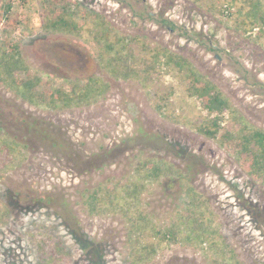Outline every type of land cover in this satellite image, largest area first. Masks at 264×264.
<instances>
[{"label":"rangeland","instance_id":"obj_1","mask_svg":"<svg viewBox=\"0 0 264 264\" xmlns=\"http://www.w3.org/2000/svg\"><path fill=\"white\" fill-rule=\"evenodd\" d=\"M26 1L13 5L22 19L14 38L30 70L54 85L98 78L104 91L81 104H36L0 84V199L7 210L0 264H130L137 235L142 243L158 238L151 230L131 234V211L109 210L101 198L91 211L87 198L98 186L135 179L148 159L167 171L149 177L140 194L153 228L183 225L180 218L200 208L234 255L188 242L178 226L147 264H264V184L221 142L225 131L243 125L264 130V24L242 32L246 2L255 0H77L129 41L128 68L138 73L128 76L103 65L87 33L43 30L39 1ZM138 39L188 59L244 122L225 111L215 137L201 133L216 114L187 94L182 73L164 64V55L154 59ZM4 140L16 152L3 150Z\"/></svg>","mask_w":264,"mask_h":264},{"label":"trees","instance_id":"obj_2","mask_svg":"<svg viewBox=\"0 0 264 264\" xmlns=\"http://www.w3.org/2000/svg\"><path fill=\"white\" fill-rule=\"evenodd\" d=\"M25 4L26 0H19ZM40 3L43 19L40 27L46 31L63 32L73 35H90V40L95 47H98L100 59L103 65L114 74H123L124 76L136 75L137 70L128 68L129 59L134 54L126 49L129 41L120 37L117 33H111L108 27L102 23L101 17L92 11L83 7L77 0H37ZM251 2V4H250ZM15 0H4L0 3V84L11 86L22 98L31 103L56 104L62 103L69 105L88 102L104 91L98 78H87L81 82L73 83L66 80L65 84L54 85L53 78L43 77L34 74L28 64L21 56L19 40L14 38L16 31L22 24V19L13 9ZM247 14L250 16L248 21L243 20L242 32L246 31V26L261 23L264 24V8L259 0L247 1ZM264 6V5H263ZM263 32V31H261ZM139 40V41H138ZM140 49L147 52L154 59H160V53L164 55V64L174 65L178 72L182 73L183 82L187 94L194 96L200 101L201 107L211 116L209 124L201 126V133L215 137L222 119V114L228 111L236 114L238 111L231 105L228 98L218 89L217 85L199 73L191 62L185 57L163 49L159 52L155 48L148 47L144 40L138 39ZM140 60L143 56L140 55ZM124 60V61H123ZM123 63L122 67L111 65V62ZM123 61V62H121ZM128 63V64H127ZM146 63V62H145ZM111 65V66H110ZM136 73V74H135ZM159 110L161 107L157 105ZM239 113V112H238ZM240 122H244L242 115H238ZM221 142L235 155L240 167L256 182L264 184V130L246 125L237 130L225 131L221 136ZM14 144V143H13ZM11 142L2 143L3 150L7 153L16 152ZM162 163V162H161ZM148 159L142 162V166L137 171L135 179L118 186L117 184H105L98 186L94 192L89 194L87 204L91 211L99 207V198L107 203L109 210L121 208L123 211L135 215L131 222V234L134 231H149L158 238V242L142 243L141 236L137 235L135 244L132 246L130 255V264H147L155 255L157 245L164 239H174L178 232V226L185 228L188 242L192 244H202L208 242L214 250L220 253H230L234 255L233 249L226 242L224 235L218 230H213L208 219L204 218L203 211L199 208L185 218L181 217L183 225L173 223L167 226L164 231L155 230L152 219L143 213L140 206L141 191L146 188V180L149 177H157L161 173H166V167L163 164ZM171 169H169L170 171ZM191 194H196L192 186L188 187ZM101 196L99 197L98 194ZM3 204L0 199V222L6 220L7 210L2 209ZM55 249L63 251L59 241H55ZM55 250L53 247L51 248ZM52 250V252H53Z\"/></svg>","mask_w":264,"mask_h":264}]
</instances>
